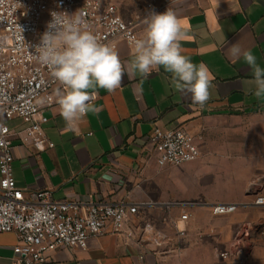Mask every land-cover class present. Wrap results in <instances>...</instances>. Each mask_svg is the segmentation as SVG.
Wrapping results in <instances>:
<instances>
[{
  "label": "crops",
  "instance_id": "crops-1",
  "mask_svg": "<svg viewBox=\"0 0 264 264\" xmlns=\"http://www.w3.org/2000/svg\"><path fill=\"white\" fill-rule=\"evenodd\" d=\"M139 6L129 7L138 10ZM168 8L188 32L181 41L183 54L193 63H204L215 77L211 98L202 108L190 95L177 92L171 74L161 68L144 80L142 95L133 91L140 78L130 80L126 75L114 93L98 89L94 103L102 111L89 113L79 132L66 129L55 95L61 86L53 89L51 105L43 109L48 117L43 128L54 143L46 151H37L16 135L9 138L13 173L20 188L48 189L55 200L77 201L82 209L96 203L137 206L129 222L133 237L112 234L107 227L86 249L52 251L50 264H237L216 253L239 242L246 247L256 243L250 227L264 215V209L240 206L233 213L215 215L209 205L254 200L245 195L252 166L225 161L214 137L223 131L224 119L264 114V100L253 95L251 67L243 58L232 62L226 55L227 49L239 42L264 68V0H171L157 13ZM139 11L137 15H145L147 3ZM143 21L138 36L144 31ZM133 50V42L119 41L117 52L122 61L130 60ZM7 122L12 129L26 125L20 118ZM181 127L193 135H205V141H200L201 156L180 165H158L150 140L153 129ZM232 170L236 171L233 176ZM185 212L191 215L181 221ZM145 224L170 236H175L177 227H186L187 236L176 242L155 243L140 237L137 228ZM17 243V232L0 233V264H12ZM173 244L184 248L179 253L167 251ZM261 246L264 249V236Z\"/></svg>",
  "mask_w": 264,
  "mask_h": 264
},
{
  "label": "built area",
  "instance_id": "built-area-1",
  "mask_svg": "<svg viewBox=\"0 0 264 264\" xmlns=\"http://www.w3.org/2000/svg\"><path fill=\"white\" fill-rule=\"evenodd\" d=\"M170 2L148 0L145 15L125 18L111 0H0V233L15 231L19 235L12 264H50L52 251L61 247L86 249L89 241L103 235L107 227L112 234L133 237L129 222L137 213V206L127 203H96L82 209L77 201L55 200L48 189H24L17 185L9 138L16 135L39 152L52 148L54 143L43 128L48 121L43 109L51 105L53 89L61 86L46 66L30 57L26 44L34 53L31 46L40 42L52 19L51 12L72 14L82 10L101 42L117 50L121 39L134 42L145 16L159 12ZM15 118L22 119L25 127L12 129L7 121ZM200 139V135L182 127L169 131L154 128L150 134L160 166L180 165L199 158ZM251 205L264 206V195H257L252 203L217 202L209 208L217 215ZM190 215L185 212L180 220L185 221ZM137 230L141 238L155 243L176 242L187 236L186 227H177L175 236L158 231L151 224ZM183 248L182 244H173L167 251L179 253ZM230 254L218 253L222 258Z\"/></svg>",
  "mask_w": 264,
  "mask_h": 264
},
{
  "label": "clouds",
  "instance_id": "clouds-1",
  "mask_svg": "<svg viewBox=\"0 0 264 264\" xmlns=\"http://www.w3.org/2000/svg\"><path fill=\"white\" fill-rule=\"evenodd\" d=\"M51 17L40 42L31 46L34 53L29 51L30 45L26 47L30 57L46 66L62 86L55 91L56 103L68 131L79 132L80 123L89 113L99 114L102 109L94 103L98 89L114 93L125 75L130 80L140 78L133 91L142 95L144 80L163 68L171 74L173 88L190 95L194 104L202 108L210 100L215 77L204 63H193L183 54L181 41L188 32L171 8L163 13L152 11L144 17V31L134 40L132 58L126 62L113 46L101 42L84 11H53ZM226 55L232 62L243 58L251 67L253 95L264 100V68L257 64L252 51L238 42L227 49Z\"/></svg>",
  "mask_w": 264,
  "mask_h": 264
},
{
  "label": "rangeland",
  "instance_id": "rangeland-1",
  "mask_svg": "<svg viewBox=\"0 0 264 264\" xmlns=\"http://www.w3.org/2000/svg\"><path fill=\"white\" fill-rule=\"evenodd\" d=\"M116 3L121 13L126 18L136 16L140 11L144 10L147 0H111ZM130 3V4H128ZM131 5H137L135 10ZM222 132L214 137L217 148L221 151V157L230 163L242 162L252 166L249 174L250 177L246 183L247 199H254L257 195H264V114H250L245 116H237L231 119H224L221 122ZM200 141H205V135H200ZM254 167V168H253ZM234 172L230 171L231 176ZM254 200H247L252 203ZM244 203V202H240ZM253 208V207H252ZM249 208V209H252ZM254 209V208H253ZM264 206H259V210ZM250 235L256 238V243L246 247L240 242L223 251H229L231 254L228 258H222L218 253L216 255L221 259H227L237 264H246L250 259L252 264H263L264 249L261 241L264 236V215L261 214L250 227ZM242 237L239 236V238Z\"/></svg>",
  "mask_w": 264,
  "mask_h": 264
}]
</instances>
